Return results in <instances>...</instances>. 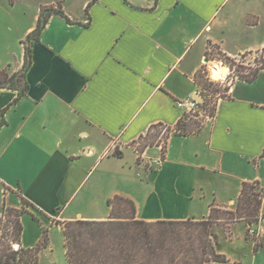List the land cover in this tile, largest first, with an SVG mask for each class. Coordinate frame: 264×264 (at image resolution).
<instances>
[{
    "label": "crops",
    "instance_id": "crops-1",
    "mask_svg": "<svg viewBox=\"0 0 264 264\" xmlns=\"http://www.w3.org/2000/svg\"><path fill=\"white\" fill-rule=\"evenodd\" d=\"M247 1L59 0L66 18L51 14L26 45L54 2L27 6L30 22L0 42L9 77L23 69L24 46L31 51L25 94L0 86V207L26 203L22 227L29 215L47 231L35 264L51 249L48 233L62 232L56 223L104 221L115 196L133 202L137 220L199 221L256 182L264 213V70L235 82L196 132L174 131L176 102L198 92L207 40L226 45L215 32L257 42L239 41L236 54L264 48V0ZM156 127L169 130L166 140ZM23 231L19 251L37 248L42 232L32 244Z\"/></svg>",
    "mask_w": 264,
    "mask_h": 264
},
{
    "label": "trees",
    "instance_id": "trees-1",
    "mask_svg": "<svg viewBox=\"0 0 264 264\" xmlns=\"http://www.w3.org/2000/svg\"><path fill=\"white\" fill-rule=\"evenodd\" d=\"M59 9H57L56 12L53 11L48 14L40 12L38 22L34 30L27 36L26 41L31 42L39 40L41 31L51 14L65 17ZM86 12L87 10H85V13ZM24 52V65L22 71L19 72L17 80H14V74L9 77L5 70L0 71V86H9L8 88L10 89L19 87L20 97L25 94L28 88L27 84L24 82V74L31 64L30 48L24 46ZM257 72L242 80L252 82L256 78ZM205 104L206 101L204 100L202 108L205 107ZM191 120V118H188L186 121H180L175 127V132L178 131L179 134L183 133L184 135L191 134L194 132L192 128L198 130L201 127V125ZM254 184L257 183L255 182ZM253 190L252 184L243 185L239 197L236 200L235 212L231 215L232 219L230 222L245 221L246 224H249L256 220L259 214V208L262 205V199L260 193ZM107 206L110 208V216L104 221L74 220L56 223L61 225L62 228L65 260L67 264L226 263L220 255H214L212 249L211 252L213 253L209 255L210 259L197 255L198 248L196 244L201 241L202 234L194 238V240L190 238V234L184 237L180 227L183 226L186 221L176 222L159 220L155 222H145L143 220H137L133 202L121 196H115L109 199ZM215 210L216 209L212 207L210 208L209 219L213 218ZM25 213L17 216L15 220V231L13 235L16 243L20 242L21 233L23 231L19 219ZM203 221L206 220L204 219ZM46 232V230L42 232V241L37 248L27 251L20 250V254H18L19 252L3 254L0 257V264H17L21 260H23L22 263L24 264L25 262L26 264H35L34 255L41 246L46 245ZM254 251L256 253L258 252L256 247H254ZM19 255H22V257L20 258ZM24 258H26V260L32 258L34 263L24 262Z\"/></svg>",
    "mask_w": 264,
    "mask_h": 264
},
{
    "label": "rangeland",
    "instance_id": "rangeland-1",
    "mask_svg": "<svg viewBox=\"0 0 264 264\" xmlns=\"http://www.w3.org/2000/svg\"><path fill=\"white\" fill-rule=\"evenodd\" d=\"M52 1L54 2L52 5L46 4L41 8V13L48 14L53 11L56 12L57 9L55 8L59 9V0ZM13 2L14 8H12L10 0H0V6L2 7L0 9V42L13 43L14 38L31 20L30 10H27L26 8L29 5L32 6L34 0H13ZM223 32H215L214 35L218 40L226 41L223 50L220 48L222 45H213L211 40L208 39L201 60L203 66L198 72H196L195 77H193L194 82L198 87V92L196 94L206 101L205 107L202 108L201 104V107L197 109L195 116L191 118V121H195L199 125H204L209 121L213 109H215V103H217L219 98H222L227 94V87H225L224 84L212 81L211 76H213V74H211L208 68L210 62H222L223 65H228L229 68L233 69L234 73L238 75L239 80L252 76L259 69H264V48H256L250 52L236 54V43L242 40L241 37L230 36V32H227L226 35L225 31ZM251 41V39H243L241 43L250 46L257 44L256 41L254 43ZM25 44L28 45L27 41ZM227 50H229L230 53H227ZM232 52L235 53L232 54ZM206 59L208 61L204 62ZM14 76V80H17L19 73L14 74ZM192 130L196 131L197 129L192 128ZM155 133L162 136L161 138L163 140H166L169 136V130L164 129L163 127H156ZM252 185L254 189L253 191H257L261 195V185L254 183H252ZM20 204L21 206L19 209L5 206L0 207V257L3 254L13 252L11 244H19L14 241L13 234L15 231V220L17 219V216L31 210L30 208H27L26 204ZM235 206L236 201L228 206L216 208L212 219L207 217L205 218L206 221H186L180 229L184 237L190 234L192 240L202 234L201 241L196 244V247L198 248V256L210 259L209 255L213 253L211 252L212 249L214 251L213 254L220 255V257L226 262L225 264L229 263V260L227 259L228 257L232 260H238L239 264H264V238L261 237L256 240V243H253V239L251 241L246 235L247 224L245 221L230 222L232 219L231 215L235 212ZM22 224L24 227L23 232L26 243L33 244L35 239L41 235L42 230L38 228L29 215L23 216ZM61 233L62 232L57 229L48 233L51 249L50 251H46L41 260V264H66ZM250 243L259 250L257 253L254 251V248ZM18 254H20V252ZM19 256L20 258L22 257V255ZM22 262L23 260L17 264H24ZM27 262L34 263V260L30 258ZM233 264L237 263L234 262Z\"/></svg>",
    "mask_w": 264,
    "mask_h": 264
},
{
    "label": "built area",
    "instance_id": "built-area-1",
    "mask_svg": "<svg viewBox=\"0 0 264 264\" xmlns=\"http://www.w3.org/2000/svg\"><path fill=\"white\" fill-rule=\"evenodd\" d=\"M220 65L226 68V73L219 77L216 81L213 82H219L220 84H224L225 87H227V93L229 94L231 91V87L234 85L235 82L239 81V77L237 74L234 73L233 69H230L228 65H223L222 62H218ZM242 80V79H241ZM220 99V98H219ZM218 99V100H219ZM178 108L181 110V119L180 121H186L188 118H192L195 116V113L197 112V109H199L201 104H199L195 99L188 98L183 101H177L176 102ZM211 118V117H210ZM210 120V119H209ZM176 131V129H174ZM178 132V131H177ZM108 153L106 150L105 154ZM161 162V159L153 162L155 165H159ZM246 235L249 237V239L253 243H256V240L263 237L264 238V213H259L256 220L254 222H251L250 224H247L246 227ZM11 248L13 252L19 251V246L11 244Z\"/></svg>",
    "mask_w": 264,
    "mask_h": 264
},
{
    "label": "bare ground",
    "instance_id": "bare-ground-1",
    "mask_svg": "<svg viewBox=\"0 0 264 264\" xmlns=\"http://www.w3.org/2000/svg\"><path fill=\"white\" fill-rule=\"evenodd\" d=\"M209 64L210 65L208 68H209L211 74H213V76L215 77V78H213V76H211L212 81H216L219 77L224 75L227 71L226 68L223 67L222 65H220L219 63H213V61H212Z\"/></svg>",
    "mask_w": 264,
    "mask_h": 264
},
{
    "label": "water",
    "instance_id": "water-1",
    "mask_svg": "<svg viewBox=\"0 0 264 264\" xmlns=\"http://www.w3.org/2000/svg\"><path fill=\"white\" fill-rule=\"evenodd\" d=\"M208 60L206 59L204 62H207ZM194 99L199 103V104H203L204 100L198 96L197 94L194 95Z\"/></svg>",
    "mask_w": 264,
    "mask_h": 264
},
{
    "label": "clouds",
    "instance_id": "clouds-1",
    "mask_svg": "<svg viewBox=\"0 0 264 264\" xmlns=\"http://www.w3.org/2000/svg\"><path fill=\"white\" fill-rule=\"evenodd\" d=\"M213 78H215V77H213Z\"/></svg>",
    "mask_w": 264,
    "mask_h": 264
}]
</instances>
